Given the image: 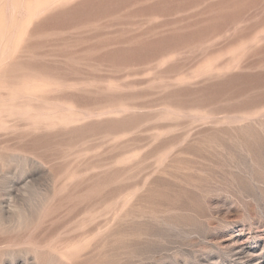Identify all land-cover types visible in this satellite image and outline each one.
Here are the masks:
<instances>
[{
    "label": "rangeland",
    "instance_id": "obj_1",
    "mask_svg": "<svg viewBox=\"0 0 264 264\" xmlns=\"http://www.w3.org/2000/svg\"><path fill=\"white\" fill-rule=\"evenodd\" d=\"M0 264H264V0H0Z\"/></svg>",
    "mask_w": 264,
    "mask_h": 264
}]
</instances>
